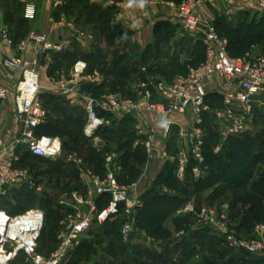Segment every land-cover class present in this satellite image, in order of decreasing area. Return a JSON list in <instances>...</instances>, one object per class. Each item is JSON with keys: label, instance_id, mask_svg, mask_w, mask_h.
Returning <instances> with one entry per match:
<instances>
[{"label": "built area", "instance_id": "1", "mask_svg": "<svg viewBox=\"0 0 264 264\" xmlns=\"http://www.w3.org/2000/svg\"><path fill=\"white\" fill-rule=\"evenodd\" d=\"M97 1L89 0V3ZM105 1L115 8L112 24L137 28L150 18L151 7L168 8L186 32L202 36L205 60L198 66H189L185 74L172 82L149 79L140 83L134 96L117 91L98 96L87 95V86L102 84L104 74L98 68L90 70L84 59L74 63L68 76L60 75V71L50 76L49 88L52 92L66 97L73 105L80 100L84 102L86 118L83 133L86 138L94 140V147L98 151H105L109 145L99 134L100 131L118 126L124 119H133L136 123L134 147L144 148L145 169L138 182H123V154L116 150L106 152L103 173L85 169L80 188L65 192L60 198V205L65 208L66 214L59 224L58 245L48 254L38 248L46 222L45 212L31 209L25 213L11 214L0 206V264H9L10 256L15 251L24 252L29 264H64L68 254L83 243L93 227L115 220L123 222V240L133 241L138 231L137 212L144 206L145 187L155 162L159 160L164 165L175 164L177 176L183 180L190 161L194 160L196 164L192 174L195 179L200 178L205 169L206 116L216 118L225 139L241 136L246 131V117L252 114L253 99L259 96L264 98V56L249 53L231 56L227 48L228 39L217 32L213 21L203 16L205 8L219 2L223 4L224 15L229 18L236 17L243 10L264 15V0ZM47 2L51 8L49 23L64 29L66 34L55 35L32 29L27 42L36 44L39 54L33 57L29 65H23L21 59L14 57L6 62L11 69H21L23 81L15 86L17 126L6 135L0 134V201L10 198L15 190L22 187L38 189L32 171L21 164L27 153L49 160H56L62 154L61 137L37 132L48 118L39 98L43 58L68 50L74 41L91 47L96 40L92 30L81 28L65 12L56 14L67 0ZM24 16L28 20L36 18L37 6L34 2H27ZM1 39L6 44L12 43L8 28L2 29ZM215 83H220V86L211 91ZM209 94L220 95V105L209 103ZM6 97V90L0 88V98ZM146 114L154 116L153 123H145ZM174 134L181 142L175 153L170 150ZM221 147L222 144L217 145L214 151L218 153ZM77 156L71 155L70 159L80 164ZM164 192L171 191L165 189ZM182 212L193 217L194 230L211 228L229 248L248 254H264V223L257 224L250 236L241 234L232 221L229 204H223L217 210L208 205L197 207L188 201ZM183 234L181 231L176 236ZM11 246L15 251L8 253Z\"/></svg>", "mask_w": 264, "mask_h": 264}, {"label": "rangeland", "instance_id": "2", "mask_svg": "<svg viewBox=\"0 0 264 264\" xmlns=\"http://www.w3.org/2000/svg\"><path fill=\"white\" fill-rule=\"evenodd\" d=\"M81 5L82 3H80V6ZM74 14H78V10H76ZM215 16L216 19L221 17L217 10ZM250 19V17L242 12L235 18L226 19L225 23L233 26L241 21H249ZM92 26L96 30L90 28V26L84 28L94 32L96 38L94 44L88 47L81 42L74 41L73 45L77 44L76 50L78 51V55L76 58L82 57L85 53L88 54L92 52L95 54L93 57L94 59L91 58L90 64L93 67L99 66L104 70L103 74L105 78L102 82L104 83V93L117 91L126 96H134L138 85L149 79L172 82L176 77L183 74L185 70V60L192 56V53L198 45L203 44L201 41L196 44L193 42L182 43L181 41L177 44L176 50L171 53L166 50L171 43L170 34L167 38L158 39L159 41L155 52L152 51L150 54H146L141 48L142 43L139 42V39L148 40V37H151L152 34L143 30V27L137 28L133 27V25L118 24L107 33H104L105 26L96 24ZM216 30L221 35H225L223 26L217 27ZM73 45L68 50H72ZM251 52L253 56H264V42L254 47ZM51 56L52 55L49 57ZM72 62L73 60H69L68 64H65V68L61 69L62 74L60 75L64 74V76H68L71 67L74 65ZM166 65H171V68ZM49 75L48 73L44 75L42 73V91L39 95L40 101L50 116H64V112L67 110L63 100H61L64 97L62 98L61 95L48 91V87L46 86L47 83L49 84ZM22 79L23 76L19 79L18 83L23 81ZM88 87L90 86H87V88ZM88 92L87 95L94 94L92 91L88 90ZM51 96L52 98L56 97V99H51ZM54 104L60 105L59 111L52 108ZM73 106H75V110L73 109L74 111H72L76 114L75 118L72 121L67 120L71 136L62 139L63 150L61 156L56 160L44 158H25L26 160H24V165L32 171L35 177L38 189L35 190L29 187H22L19 190H15L10 198H7V201L3 203L6 204L13 213H25L31 209H39L45 212V227L38 242L39 250L45 254H48L58 245L57 235L60 228L59 224L66 214L65 208H63L59 202L61 196L65 192L80 185L82 182V174L85 169H92L94 171L99 169V171H102L100 173H103L106 152L116 150V148H111V145H108L105 151H98L94 147V140H90L83 136L82 121L85 119L86 115L84 102L80 100ZM251 113L252 114L246 117V131L241 134L246 147L256 159L254 175L249 184L256 181L259 176L264 173L263 97L259 96L253 99V109ZM79 117H81L82 121L77 123ZM205 123L204 129L206 137L208 134L209 144L215 147L222 144L226 139L222 131H220L216 118L213 115L207 116ZM16 126L17 123H15L14 127L12 124L10 130L14 131ZM114 146L116 147V145ZM175 146L176 144L174 145V153L178 151V148ZM94 151L102 157V162L98 169L96 166L91 165V161L89 160L91 158L89 156H91V153ZM76 154H78V159L81 160L80 164L70 159L71 155L75 156ZM134 157L138 160V162H136L137 166H139V162L141 164L142 161H144L141 150H139V154H136ZM145 165L146 163L144 164L143 162L144 168ZM139 168H141V166L134 172L135 174H133L132 178L130 176L127 178V180L130 181L128 183L138 182L140 180L143 171L141 172ZM165 189L171 192H164ZM161 191L165 194L176 193V191H178L184 196L190 197L191 201L197 207L208 205L211 208L219 210L223 204H229L230 215L231 209L232 215H234V217L231 216L233 223L238 227L241 234L247 236L252 235L257 224L264 223L262 222L264 221V199L254 195L250 191L249 185L237 189L223 184H214L209 186L205 191L195 194L192 187H187L177 182L171 186H164ZM182 208L174 214H177L174 219L177 218L179 220L177 224L173 222L174 219L172 216L174 215L167 216L162 220L164 230H169V228L172 227V223L174 227L170 230V237L166 240L159 237L160 235H165L162 231L158 236L154 235V237L144 233L142 230H138L134 235L133 241L126 242L123 240L122 234L120 233L123 223L122 220L110 221L108 224L116 225V233L106 236L103 234V230L107 226L93 227L91 232L85 237V242L88 246H84L82 249L75 248L72 250L64 260V264H162L163 262L160 263L163 261L161 259L153 263V261L147 257L148 254H153V251H157L158 256L160 254L167 256V261H169H164V264L165 262H167L166 264H181L179 261L181 259L183 260V252L177 249L176 244L180 242L182 238L177 239L176 233L183 231V236L187 237L189 234H187L186 231L189 230L190 227H192V230L195 228V224L189 226V224L185 223L181 226V222L184 220V216H186L182 212ZM251 210L253 218H250L246 226H241L242 214L251 212ZM180 226L182 229H178L175 233V228ZM209 233L213 234V231L207 232V234ZM156 237L158 238L157 240L155 239ZM153 240L156 241L154 242ZM169 240L171 241L169 242ZM152 243H154V245H152ZM180 244H183V242L181 241ZM180 244H178V246H180ZM202 246H204V250L200 254L195 255L191 259H184L182 263L227 264L228 260L235 259L236 256H239L235 251L226 248V244L218 240L217 236L216 238L211 236L206 237L202 242ZM113 247L118 252L113 249ZM13 251H15L14 247L11 246V248H8V253H12ZM220 255L223 257L222 259H219ZM170 260L174 263H171ZM9 264L29 263L24 252L15 251L10 256Z\"/></svg>", "mask_w": 264, "mask_h": 264}, {"label": "trees", "instance_id": "3", "mask_svg": "<svg viewBox=\"0 0 264 264\" xmlns=\"http://www.w3.org/2000/svg\"><path fill=\"white\" fill-rule=\"evenodd\" d=\"M175 1H180V0H175ZM80 3H82L81 6ZM76 10H78V14H74ZM59 12H65L69 18H73L77 23V25L83 29H85L84 27H89V26L90 28H94L92 25L96 24V25L105 26L104 33H107L114 26H116L112 24V19L115 14V8L109 6L105 0H98L97 2L92 4L89 3V0H67L66 5L59 8L56 14H58ZM226 19H232V18H229L225 15H221L220 18L214 21V24L216 26V29L217 27H222V26L225 29V35H221L220 33L219 34L222 37L228 39L227 48L231 56L237 57V56L246 55L254 47L264 42V15L262 16L255 15L249 21H241L237 25H233V26L226 24L225 23ZM94 30L96 29L94 28ZM168 31H169V26L168 23L166 22L157 23L154 27V35L156 37H163L168 33ZM9 34H10V30H9ZM76 46L77 44H74L72 50L70 49L61 53L51 54L53 58V66H51L50 69L51 75L56 70L61 71V69L65 68L64 66L65 64L66 65L68 64L69 60H73L72 63L74 64L78 59L86 60L89 64L90 70L98 68L102 72H104V70L101 67L99 66L93 67L90 64L91 58L95 56L94 53L92 52L88 54L85 53L83 54L82 57L76 58V56L78 55ZM204 60H205V47L204 44H200L195 48L193 55L185 60L184 62L185 70L183 74L187 72L189 66H194V67L198 66ZM88 90L92 91V93H94L93 95L98 96L104 93L103 92L104 83L98 86L91 85L90 87H88ZM61 97L63 98V96ZM64 98L61 100H64ZM51 99L55 100L56 97L52 98L51 96ZM208 101L211 104L215 103L214 105H220L221 96L217 94H209ZM52 108L54 110L59 111L60 105L54 104L52 105ZM75 115L76 114L74 112L71 113L64 112V116H57V117H52L48 114L46 123L39 126L37 132L38 134L59 136L62 139L66 138L67 136H71L70 127L68 125L67 120H71V121L74 120ZM81 121L82 119L81 117H79L77 123H80ZM84 123L85 121L83 120L82 121L83 127H84ZM205 125L206 123L204 122V126ZM83 127H82V133H83ZM99 134L108 142L109 146L111 145V148H116L117 151L123 154L124 162H126L131 156H134L136 152H138V150L133 151L132 149V143L135 137V127H134V120L131 118L122 120L118 126L115 125L113 127H108L106 129H103L102 131L99 132ZM174 137L175 134L171 139V144H170L171 151L174 150V145H173L175 141ZM114 145H116V147ZM214 150H215V146L209 144V138L207 134L206 143L204 146L205 169L202 176L198 179H195L192 174V168L196 164L194 160L190 161V165L188 166L185 172L183 180L178 178L177 168L175 164H166L164 172L158 176V178L153 182L151 188L145 193L143 197L144 206L137 212L136 227L138 230L145 231V233H147L150 236H154V235L158 236V234L161 233L162 231L165 235L163 236L160 235L159 237L160 238L162 237V239L164 240L170 237V229L169 230L163 229L162 220L167 216L169 217L171 215H174L188 201H191L190 197L186 195L184 196L178 191H176V193H168V194L162 193L161 190L164 186H171L173 184H176L177 182L182 183V185H185L187 187L188 186L192 187L194 189L195 194H199L205 191L209 186L214 184H223L228 187L237 188V189L249 185V189L254 195L264 199V173L261 174L256 181L249 184L254 175L256 159L255 156L251 154L248 148L246 147L245 142L241 136H229L222 143L221 150L218 153H216ZM91 154L92 155L89 156L91 157L89 159L91 161L90 164L96 166V168L98 169V167L101 165L102 157L100 156V154L95 153V151ZM25 158L42 159L40 157H32V155L27 153L24 156L21 163L23 166H25L24 165L25 162L24 160H26ZM96 172L100 173L102 171H99L98 169L96 170ZM75 188H80V185L76 186ZM4 201H7V199L6 198L2 199L0 201V206L7 209V211L11 214H17V213H13L12 210H10L6 204H3ZM251 213L252 210L251 212L242 214V220L240 222L241 226L244 225L246 226L250 218H253ZM231 216L234 217V215H232V209H231ZM177 221L179 220L175 218L173 221L174 224H177L178 223ZM193 222H194L193 217L186 215L184 216V220L181 222V226L185 223L189 224L190 226L191 224H193ZM108 223L109 222L102 225V226H107L103 230L104 232L102 231L103 234L106 236H110L116 233L115 230L116 225L108 224ZM181 226L178 228L176 227L175 231L177 232L178 229H182ZM206 229H210V228L204 227V228L192 230V227H190L189 230L186 231V233L189 234V236L184 237L182 235L180 237H177V239L182 238L181 241L183 242V244H180L181 241L177 242L176 247L178 250H182L183 260L191 259L195 255L200 254L204 250V246H202V242L204 239H206V237H208L207 232L212 231L211 229L210 230H206ZM212 237L216 238V235L213 233ZM155 239L157 240L158 238L156 237ZM218 240L221 239L218 237ZM170 241L171 240H169V242ZM178 244H180V246H178ZM84 246H88L85 240L78 248L82 249V247ZM226 248L231 249L228 246H226ZM113 249L115 248L113 247ZM152 253L153 254L151 253L148 254L147 257L150 260H152L153 263H156L158 259H161L163 261H161L160 263L163 262L162 264H164V261H167L168 259L167 256L165 255L160 254L158 256L157 251H153ZM222 258L223 257L220 255L219 259ZM183 260L181 259L179 262L183 264L182 263ZM238 261H239L238 257L236 256L235 259L228 260L227 264H237ZM167 262H165V264ZM170 262L174 263L171 260ZM253 264H264V258H260L254 261Z\"/></svg>", "mask_w": 264, "mask_h": 264}, {"label": "crops", "instance_id": "4", "mask_svg": "<svg viewBox=\"0 0 264 264\" xmlns=\"http://www.w3.org/2000/svg\"><path fill=\"white\" fill-rule=\"evenodd\" d=\"M29 1L34 2L37 6V16L34 20H28L24 16L26 4ZM216 10L218 11V13H220V15H224L222 2H219L214 6L205 8L203 11V16L213 21L214 23V21L216 20V16H215ZM50 12H51V8L47 0H0V88L6 90L7 92L6 98H0V134L1 135H6L8 132L12 131L10 130L12 128L11 127L12 124L13 127L15 126L16 123L15 115L17 109L15 86L18 84L19 79L22 77L21 69L18 70L11 69L6 65V62L10 58L14 57L21 59L23 65H29L33 57L39 54L37 45L34 43L30 44L27 42L28 34L32 29H36L39 31H48L49 33L55 35L66 34L64 29L58 27L55 24L49 23L48 19L50 16ZM242 12H244L251 19L255 15H258L252 11H246V10L241 11L239 14H241ZM161 22L168 23L169 31L163 37H156L154 35V27L157 23H161ZM5 27L10 30V38L12 40L11 44H6L1 39V31ZM142 27L143 30H145L148 33L150 32L152 34L151 37H148V40L139 39V42L142 43L141 48L143 52H145L146 54H150L152 51L155 52L156 46L158 45V41H159L158 39L167 38V36L170 34H171V38H170L171 43L166 50L171 53H173L176 50L177 44L180 43L181 41L182 43L193 42L195 44L200 43V41L202 42L201 35H193L186 32L179 23V21L174 17L173 12L163 6L151 7L150 18L144 22ZM23 43H26V45ZM22 44L23 46H21ZM251 51L249 52V54L252 53ZM51 66H53L52 56L47 58L44 57L43 72H42L43 75L45 73H48V75L50 74L49 70L51 69ZM166 66L170 67L171 65H166ZM52 75L50 74L49 76ZM46 86L48 87V91L52 92L49 88L50 82L49 84L47 83ZM218 86H220V83L213 84L211 87V91L217 90ZM63 103L64 106L67 108L66 113H71L72 111L75 110V106H73L67 98L63 100ZM144 120L146 124L153 123L154 116L151 114H146L144 116ZM183 123L186 125V122ZM135 126L136 123L134 121V127ZM174 139H175L174 145L176 144L175 147L179 148L181 142L178 136H176ZM135 141H136V132H135L134 141L132 143V149L133 151L138 150L136 154H139V150H141L143 154L144 161H142L141 164L140 162L138 164L139 166H141V168L139 169L142 172L145 169L143 166V162L144 164L146 163V153L144 148L134 147ZM134 156H131L126 162H124L123 160L124 170H123V174L121 175V180L125 183L130 182L129 180H127V178H129V176L132 178L133 174H135L134 172L138 170L139 166H137L136 164L138 160H136ZM154 166L155 168L153 170H150L148 175L147 186L145 187L146 192L151 188L153 182L158 178V176L164 172L166 165H164L161 161L158 160L155 162ZM176 215L172 216L173 219ZM173 228L174 227L172 223V227L169 229L172 230ZM207 235L209 236V234ZM210 236L212 237V234ZM152 245H154V243H152ZM208 247H212V246H208ZM233 251H235V253L239 255L237 256L239 260L238 261L239 264H253L254 261L260 258H264V254H248L240 250H233Z\"/></svg>", "mask_w": 264, "mask_h": 264}]
</instances>
